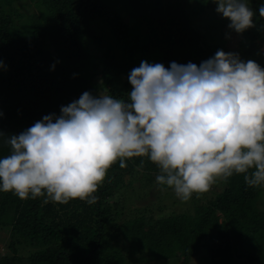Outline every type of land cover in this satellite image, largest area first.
<instances>
[{
  "label": "trees",
  "instance_id": "16d2710c",
  "mask_svg": "<svg viewBox=\"0 0 264 264\" xmlns=\"http://www.w3.org/2000/svg\"><path fill=\"white\" fill-rule=\"evenodd\" d=\"M189 1L0 0V132L19 135L45 115L59 116L61 106L86 91L126 98L129 74L142 61L199 67L218 50L228 53L208 43L205 32L218 28L210 21L201 29V18L210 14L206 8L189 13ZM262 20L255 37L264 36ZM236 51L264 68V51ZM10 152L0 138V157ZM126 163L112 166L92 205L78 199L45 204L44 197L21 200L0 192L6 234L0 264H191L195 257L198 264H264V187H250L234 174L218 180L216 194L209 190L181 211L157 217L153 203L128 209L124 198H142L159 169L147 157Z\"/></svg>",
  "mask_w": 264,
  "mask_h": 264
},
{
  "label": "clouds",
  "instance_id": "9594fccd",
  "mask_svg": "<svg viewBox=\"0 0 264 264\" xmlns=\"http://www.w3.org/2000/svg\"><path fill=\"white\" fill-rule=\"evenodd\" d=\"M242 34L256 27L251 0H213ZM0 68L5 65L0 61ZM55 65H53V70ZM126 98L84 92L19 135L0 138L11 152L0 157V192L21 200L44 197L95 204V195L117 162L147 157L156 182L182 201L210 190L219 179L243 175L264 187V68L238 53L218 50L194 63L141 62L129 74Z\"/></svg>",
  "mask_w": 264,
  "mask_h": 264
},
{
  "label": "rangeland",
  "instance_id": "374dc122",
  "mask_svg": "<svg viewBox=\"0 0 264 264\" xmlns=\"http://www.w3.org/2000/svg\"><path fill=\"white\" fill-rule=\"evenodd\" d=\"M207 6L203 7L202 4L199 2V0H190L189 1V13L193 12L196 13L198 10H200V8H206V13L210 14L209 17H207L206 19H204L203 17L201 18L202 20H200L199 22V18L197 19V17L195 15L191 16L193 17V24L195 23V21L197 20L200 23V28L204 29L206 28V26L208 25V23L210 21H213L215 24L213 26V24L211 25L212 27L218 28L217 30H215V32H213L212 30H207L205 33L207 34V39H208V43L210 45H219L222 46V48H224L225 50H227L228 52H235V47L240 46L243 50L247 51L249 48H256L259 51H264V36L262 35H257L256 37L254 36L255 33V28H251L246 30L244 33L242 34H236L235 32H230L229 36H228V32L223 31V29H228L227 25L229 23L228 20L222 18L221 15L217 14L216 12V7L217 5L213 2V0H205ZM261 3H264V0H251V7L253 9H258L259 5ZM126 20L129 21V17L127 15L124 16ZM262 27H258L259 30L262 29V31L264 32V18H262ZM256 21H261V18L259 17L258 13L256 15V17H254V23L256 24ZM199 23H195L194 25H198ZM210 26V27H211ZM209 29V28H208ZM205 30V29H204ZM213 33H217V34H213ZM239 35H241V37L245 38V43L241 41V38L239 37ZM253 35L254 38H251V36ZM223 36V37H222ZM233 43V45L231 44ZM235 46V47H234ZM235 53H238L240 55V53L238 51H236ZM241 56V55H240ZM221 182L217 180V182L214 184V186H212L210 188L211 192H215V194L220 190L221 188ZM136 185L137 187H140L141 185L138 184L137 182L133 181V185ZM145 190L141 191V195H144L142 198L140 199H136L135 197H137L135 194L129 197L124 198V203L126 206H128V209H133L134 207H141V208H150L152 206V216H165V215H169L172 213V211H181V207H184L185 205H187L188 203H191V201L196 200V198L201 199V198H206L207 192L203 193V194H193V197L189 200V201H182L180 200L174 193V191L172 189H168V190H162L160 187H158L157 182H153L151 186H144ZM134 196V197H133ZM212 196V194L210 195V197ZM195 197V198H194ZM158 200V201H157ZM175 202H179L180 205H174ZM161 208H159V207ZM5 241H6V234L3 231H0V255H3L6 252L5 249ZM191 264H198V259L197 257L193 258L192 261L190 262Z\"/></svg>",
  "mask_w": 264,
  "mask_h": 264
}]
</instances>
